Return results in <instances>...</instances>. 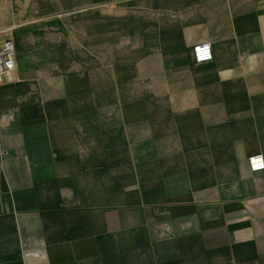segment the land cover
<instances>
[{
	"label": "crops",
	"instance_id": "0c3cea01",
	"mask_svg": "<svg viewBox=\"0 0 264 264\" xmlns=\"http://www.w3.org/2000/svg\"><path fill=\"white\" fill-rule=\"evenodd\" d=\"M0 32V264H264V0H0Z\"/></svg>",
	"mask_w": 264,
	"mask_h": 264
},
{
	"label": "built area",
	"instance_id": "2783aa9c",
	"mask_svg": "<svg viewBox=\"0 0 264 264\" xmlns=\"http://www.w3.org/2000/svg\"><path fill=\"white\" fill-rule=\"evenodd\" d=\"M0 32V85L16 81V48L10 36L2 37ZM194 60L197 64H204L212 60V47L210 43H203L194 46ZM249 165L253 172L264 170V157L253 155L249 158Z\"/></svg>",
	"mask_w": 264,
	"mask_h": 264
}]
</instances>
